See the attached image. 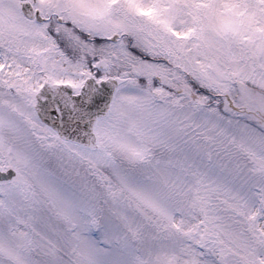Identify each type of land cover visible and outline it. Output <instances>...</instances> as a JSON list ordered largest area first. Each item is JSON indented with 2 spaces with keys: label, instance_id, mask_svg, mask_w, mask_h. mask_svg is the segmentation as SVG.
I'll list each match as a JSON object with an SVG mask.
<instances>
[{
  "label": "snow or ice",
  "instance_id": "1",
  "mask_svg": "<svg viewBox=\"0 0 264 264\" xmlns=\"http://www.w3.org/2000/svg\"><path fill=\"white\" fill-rule=\"evenodd\" d=\"M0 264H264V0H0Z\"/></svg>",
  "mask_w": 264,
  "mask_h": 264
}]
</instances>
